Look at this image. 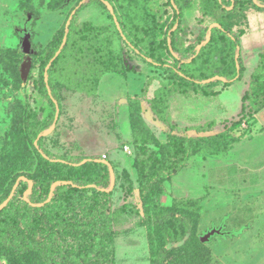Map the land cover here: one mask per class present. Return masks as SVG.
I'll use <instances>...</instances> for the list:
<instances>
[{
	"label": "rangeland",
	"instance_id": "obj_1",
	"mask_svg": "<svg viewBox=\"0 0 264 264\" xmlns=\"http://www.w3.org/2000/svg\"><path fill=\"white\" fill-rule=\"evenodd\" d=\"M148 1L163 40L175 11L168 0ZM82 3L84 0H0V206H5V196L13 197L20 184H29L38 173V159L25 138V110L30 96L42 99L36 96L39 70L58 45L49 63L69 71L80 64L82 82L80 89L68 91L64 88L68 80L63 81L60 92L65 100L58 107L55 126L40 137L42 147L58 157L85 158L79 166L91 161L105 166L97 174L100 186H87L84 199L96 211H103L106 205L110 212L122 209L111 221L113 240L107 251L113 264H264V96L252 94V90L256 92L252 76L264 77L260 65L264 0H249L231 17L238 57L227 49L212 50L213 62L200 68L206 76L226 75L238 68L240 60L241 77L228 88L217 75L195 81L205 92L215 94L204 96L186 87L178 75L169 88L167 124L157 116L153 104L155 91L168 85V75L124 42L113 17L114 6L105 1L80 8ZM206 5V0H193L173 27V36L167 34L161 51L164 62L178 60L181 66L185 52L195 49L199 54L205 48L210 36L203 41L200 32L218 26L224 15L221 9L209 12ZM69 17H74L71 38L85 23L105 31L97 48L82 56L68 47L60 61ZM24 34L30 36L29 54L23 52ZM107 61L125 73H106L95 82L94 70ZM23 64L28 65L24 78ZM136 96H140L138 113L128 103V98ZM239 121L240 128L231 131L232 124ZM210 123L209 130L197 131ZM132 125L153 134L157 145L150 147L158 156L170 149L171 135L189 141L183 167L162 184L157 198L139 195L141 174L133 166ZM98 139L108 146L104 155L93 152L98 150ZM67 185L62 180L54 182L44 201V193L27 186L22 200L41 207L54 190ZM211 230L218 234L201 242ZM167 231L180 235L177 242L169 241ZM89 239V233L80 230L58 238L63 248L87 244ZM0 264L46 263L35 254L3 248Z\"/></svg>",
	"mask_w": 264,
	"mask_h": 264
},
{
	"label": "trees",
	"instance_id": "obj_2",
	"mask_svg": "<svg viewBox=\"0 0 264 264\" xmlns=\"http://www.w3.org/2000/svg\"><path fill=\"white\" fill-rule=\"evenodd\" d=\"M105 1L115 8L113 17L124 42L130 45L145 60L164 71L169 77L168 85L162 84L155 91L153 104L157 116L164 123H168L167 110L171 98L169 88L172 85L174 86L173 79L178 78V75L183 78L186 87L194 88L195 91L204 96L215 94L205 92L202 87L196 85L195 81L206 79L207 76L217 75L225 79L224 88H228L232 81L241 77L243 66L240 60H238V68L226 75L217 72L209 73L206 76L204 73L202 74L200 68L213 62L212 56L214 53L211 54L212 50L227 49L232 56L237 54L239 43L237 38L232 35L231 17H233L235 11H240L249 0H230V2H226V0H206L207 10L212 13L215 9H221L224 12L223 18L220 19L218 26L206 27L200 32L199 37L203 41L206 35L209 34L210 39L207 45L199 54L195 49L185 52L181 58V66H179L178 60L173 64L164 62L161 51L164 50L167 42V34L170 37L173 36L174 33H171L173 27L182 14L190 8L193 0H168L169 6L174 9L175 13L171 25L164 33L163 40L160 39V30L151 14L148 0H84V3L80 4L79 7L103 5ZM229 7L231 8L230 12L227 11ZM73 21L74 17H71L66 31V41L58 57L60 61L64 60L63 53L68 47L71 51L77 49L78 53L85 56L87 52L97 48L99 37L105 31V28H97L90 23H85L79 34L71 38ZM64 35L65 28L63 37ZM57 47L52 48V52L47 57V62L39 70L36 96L42 99H37L32 95L26 104L25 138L31 144L38 159V173L29 180L32 181L34 192L41 191L45 194L42 201L47 199L50 186L54 182L62 180L68 182L69 185L54 190L48 203L41 207H32L31 204L24 203L22 200L23 192L29 184L26 182L20 184L14 196L0 210V250L10 248L20 254L32 253L39 256L46 264H113L107 251L113 240L111 221L114 215L122 213V209L110 212V206L106 205L103 211H96L84 199V194L88 191L87 186L94 185L96 188L100 186L97 182V174L99 171L104 170L105 166L100 162L94 163L95 161L79 166L85 158L55 156L42 147L43 139L38 138L39 135L48 131L53 125L56 106L59 107L65 100L61 96L60 90L65 88L68 91H73L81 88L82 72H80V64L76 70L69 71L64 67L57 70L53 63H49ZM187 54L191 55V59L188 58ZM187 59H190V61H187ZM260 65L264 69V51L260 54ZM106 73L124 74L125 70L119 65L107 61L94 70L95 82ZM65 79L68 80L66 87L63 86ZM252 81L256 86L254 87L256 92L252 90V94L255 95L259 92L260 95L264 96V77L254 74ZM180 91L185 93L186 89L182 88ZM139 99L140 96L128 98L129 106L134 113L139 112ZM242 99L244 103L246 95ZM211 125L210 123L198 127L197 131H207ZM240 126V121L235 122L230 130L234 131L239 129ZM132 135L135 154L133 166L141 174L139 195L141 198L147 196L157 198L162 184L171 180L183 167L186 161L184 155L186 144L188 145L189 141L171 135L169 138L170 146L168 145L170 149L158 156L150 147L153 144L157 145L151 132L145 128L142 130L137 125H132ZM231 141L234 142L235 140L231 139ZM34 142H36V145ZM56 160L60 161L55 162ZM123 172L126 173V171ZM106 196V203H109V196L111 195L108 193ZM8 197L9 195L5 196L3 200ZM79 230L89 233L90 239L87 244L64 248L59 245V237L67 234L72 235ZM167 236L169 241L173 243L180 238V235H171L168 231Z\"/></svg>",
	"mask_w": 264,
	"mask_h": 264
},
{
	"label": "water",
	"instance_id": "obj_3",
	"mask_svg": "<svg viewBox=\"0 0 264 264\" xmlns=\"http://www.w3.org/2000/svg\"><path fill=\"white\" fill-rule=\"evenodd\" d=\"M75 11L72 12V14H74ZM69 22H70V17L68 18L66 24H65V35L63 37V41H62V44H61V47H60V50L61 48L63 47L64 43H65V40H66V31H67V28H68V25H69ZM29 34H24L23 35V38H22V48H23V52H25L26 54H29L30 53V42H29ZM238 51V50H237ZM238 57V53L236 54V58ZM49 66V65H48ZM48 66L46 67V70L48 68ZM27 71H28V65L26 64H23L22 67H21V75L22 77H26L27 75ZM46 81V79H45ZM58 119V107L56 106V113H55V118H54V123L53 125L51 126V128H53L56 124V121ZM45 133L41 134L38 136V138L42 137ZM34 144L36 145V142H34ZM102 163L106 164L107 166H110V164L106 161H101ZM32 186V182L29 181V187ZM12 197V194L9 195V197L7 198L6 202H5V205L6 203L8 202V200ZM4 207L3 206H0V210ZM214 234H218V231L216 230H211L210 232H208L207 234H205L202 238H200V241L201 242H204L206 241L210 236L214 235Z\"/></svg>",
	"mask_w": 264,
	"mask_h": 264
},
{
	"label": "crops",
	"instance_id": "obj_4",
	"mask_svg": "<svg viewBox=\"0 0 264 264\" xmlns=\"http://www.w3.org/2000/svg\"><path fill=\"white\" fill-rule=\"evenodd\" d=\"M96 143H97L96 147L98 150L97 151L93 150V152H96L99 155H104L106 152H108V146H106V144H104V141L102 139H98V141L96 140Z\"/></svg>",
	"mask_w": 264,
	"mask_h": 264
},
{
	"label": "bare ground",
	"instance_id": "obj_5",
	"mask_svg": "<svg viewBox=\"0 0 264 264\" xmlns=\"http://www.w3.org/2000/svg\"><path fill=\"white\" fill-rule=\"evenodd\" d=\"M139 250V249H138ZM123 256V255H122Z\"/></svg>",
	"mask_w": 264,
	"mask_h": 264
}]
</instances>
